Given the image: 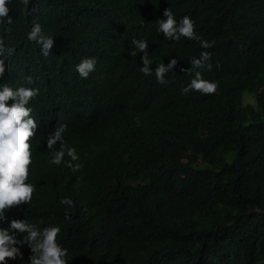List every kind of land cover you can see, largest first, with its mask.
I'll list each match as a JSON object with an SVG mask.
<instances>
[{"label":"trees","instance_id":"16d2710c","mask_svg":"<svg viewBox=\"0 0 264 264\" xmlns=\"http://www.w3.org/2000/svg\"><path fill=\"white\" fill-rule=\"evenodd\" d=\"M168 7L212 47L163 39ZM8 15L0 35L14 52L0 83L39 89L36 189L9 220L60 225L68 264H264V0H12ZM33 22L53 36L47 57L27 38ZM134 38L148 41L153 69L178 58L166 83L140 71ZM202 51L211 69L191 67ZM88 57L85 79L76 65ZM196 71L214 94L181 92ZM61 124L78 170L48 162L46 135Z\"/></svg>","mask_w":264,"mask_h":264},{"label":"clouds","instance_id":"9594fccd","mask_svg":"<svg viewBox=\"0 0 264 264\" xmlns=\"http://www.w3.org/2000/svg\"><path fill=\"white\" fill-rule=\"evenodd\" d=\"M27 2V0H25ZM12 0H0V29L12 23L9 14ZM163 16L159 18L157 33L163 34V39L180 41L181 38L199 41L204 49L212 47V43L202 39L195 31V22L188 15L179 20L170 7L165 8ZM29 41L40 45L41 55L47 57L53 47V36L45 35L41 25L33 22L31 30L27 34ZM129 55L136 57L142 53L140 71L151 76L153 71L158 83H166V75L174 72L178 58L174 57L165 65L159 63L155 69L151 67L149 43L146 39L131 41ZM14 49L5 43V38L0 35V80L3 79L9 65L8 58ZM211 53L202 51L198 58L190 61L194 69H211ZM97 60L95 57H88L76 65V71L81 78H88L90 73L95 71ZM184 71V69H181ZM28 83H32V77L28 76ZM218 84L216 81H209L203 78L200 71H196L190 83L181 89L182 93L199 91L201 94H214ZM39 94L38 88L24 85L14 86L11 83H0V264H9V261L19 260L21 264L24 253L22 247L26 244L30 249L27 264H68L69 250L58 241V234L61 227L58 224L40 227L39 224L30 222L24 218L10 219L6 212L14 207L29 205L33 200L36 189L30 177V165H34L33 152L35 150L32 138L36 136L38 126L33 115V108L30 101ZM11 101V103H9ZM66 125L61 124L54 127V130L46 135L45 143L50 150V164H66L74 171L81 165L73 164L79 156L74 147H69L64 141ZM59 142V147L57 143ZM65 156L70 160H65ZM60 204L72 206L74 201L70 197L61 198ZM65 219H70L67 209ZM7 223V227L2 225Z\"/></svg>","mask_w":264,"mask_h":264},{"label":"rangeland","instance_id":"374dc122","mask_svg":"<svg viewBox=\"0 0 264 264\" xmlns=\"http://www.w3.org/2000/svg\"><path fill=\"white\" fill-rule=\"evenodd\" d=\"M242 103L243 104L250 103V104L253 105V107L255 109H258L259 108L258 105H257V101H256L254 95L253 94H250L248 92H243V95H242Z\"/></svg>","mask_w":264,"mask_h":264}]
</instances>
